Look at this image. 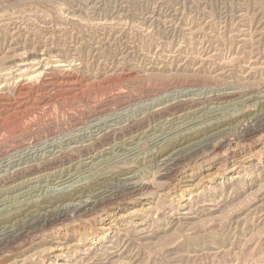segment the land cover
<instances>
[{
	"label": "rangeland",
	"instance_id": "374dc122",
	"mask_svg": "<svg viewBox=\"0 0 264 264\" xmlns=\"http://www.w3.org/2000/svg\"><path fill=\"white\" fill-rule=\"evenodd\" d=\"M123 182L0 264H264V0H0V234Z\"/></svg>",
	"mask_w": 264,
	"mask_h": 264
},
{
	"label": "bare ground",
	"instance_id": "6f19581e",
	"mask_svg": "<svg viewBox=\"0 0 264 264\" xmlns=\"http://www.w3.org/2000/svg\"><path fill=\"white\" fill-rule=\"evenodd\" d=\"M189 99V98H187ZM181 100V99H180ZM190 100V99H189ZM182 101V100H181ZM205 101H206V98H205ZM195 102V101H194ZM204 102V101H203ZM181 103V102H180ZM176 104V103H175ZM190 105V104H189ZM164 106V105H163ZM160 107V106H159ZM166 107V106H165ZM188 108V107H187ZM163 112V111H162ZM261 112V111H260ZM175 116V115H174ZM120 117V116H119ZM257 117V116H256ZM257 119V118H256ZM143 121V120H142ZM242 121V120H241ZM255 126V125H254ZM254 128V127H253ZM251 127V129H253ZM222 129V128H221ZM219 130V129H218ZM227 130V129H226ZM122 131V130H121ZM164 132V131H163ZM222 132V131H221ZM220 132V133H221ZM213 133V132H211ZM219 133V134H220ZM107 134V133H106ZM160 134V133H159ZM162 134V132H161ZM164 134V133H163ZM218 134V133H217ZM218 134V135H219ZM157 135V134H156ZM216 135V133H215ZM213 135V136H215ZM222 135V134H221ZM106 136V135H105ZM158 136V135H157ZM161 136V135H160ZM190 137V136H189ZM185 138V137H184ZM209 138V137H208ZM201 139V138H200ZM199 139V141H190L188 139L187 141V145H183L182 147H180V143L181 141H178L176 144H174V148L169 154H165L163 155L161 159V163L162 164H167L169 163L170 161L172 162H180V161H183L185 160L186 158H188L189 156H191L192 154L196 153L198 150H199V147L200 146H203L204 144L202 143H199V142H202L201 140ZM183 142V141H182ZM184 142H186L184 140ZM174 143V142H173ZM171 150V149H170ZM11 152V151H10ZM72 153V152H71ZM4 154V153H3ZM2 154V155H3ZM157 157V156H156ZM24 159V158H23ZM171 162V163H172ZM158 163V162H157ZM45 165V164H44ZM168 165V164H167ZM166 165V167H167ZM163 165H161L162 167ZM169 166V165H168ZM174 166V165H173ZM159 167V166H158ZM28 168V167H27ZM168 170V169H167ZM166 170V171H167ZM164 171V169H163ZM66 175V174H65ZM67 176V175H66ZM70 176V175H69ZM62 177V176H61ZM58 178V177H57ZM63 179V178H62ZM61 179V180H62ZM115 188L112 187V189L110 190H107V191H99V192H96V194H94L93 196L87 198V199H83V200H80L78 197V200H77V203H71L69 204L68 206H65V207H59L57 208V211L54 210V213H51V214H34V213H29L27 214V216H29L28 218V221L25 222L23 225L20 226V228L18 229H10V231H6L3 233L0 234V238L4 237L5 240H8L12 237H17L21 234H23L26 230H28L29 228H34V227H39V224L40 225H43L41 223H44L45 222H48V221H51V220H55V218H67L68 216H72V215H79L80 213H83L84 211H91V210H94V209H97L98 206L101 205V202L102 200L104 201V199H110V198H115L117 196L120 195L121 191L123 190H127V187H128V183H124L123 184H119V186H114ZM120 187V188H119ZM123 189V190H122ZM136 188L134 189H131L133 191H135ZM84 193V192H83ZM85 195V194H84ZM88 195V194H87ZM69 196V194H68ZM74 196V195H73ZM90 196V195H89ZM86 198V197H85ZM123 198V197H122ZM74 199V198H73ZM72 200V199H71ZM76 201V200H75ZM72 202V201H71ZM48 210V209H47ZM46 210V211H47ZM105 209H103L104 211ZM50 211V210H49ZM102 211V210H101ZM51 212V211H50ZM17 227V226H16ZM39 229V228H38ZM41 229V228H40ZM30 231V230H29ZM91 231V230H90ZM3 239V238H2Z\"/></svg>",
	"mask_w": 264,
	"mask_h": 264
}]
</instances>
